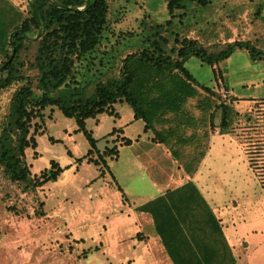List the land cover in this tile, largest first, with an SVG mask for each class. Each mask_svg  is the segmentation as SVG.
Instances as JSON below:
<instances>
[{"label": "trees", "instance_id": "16d2710c", "mask_svg": "<svg viewBox=\"0 0 264 264\" xmlns=\"http://www.w3.org/2000/svg\"><path fill=\"white\" fill-rule=\"evenodd\" d=\"M31 1L43 23V32L36 40L25 37H33L32 27L39 30L30 4L25 14L10 0H0V56L3 58L0 66L4 65L0 87L17 83L0 122V173L25 190L33 191L48 180H56L69 167L51 159L50 166L35 177L26 163L25 150L37 146L35 120L42 117L47 106H56L64 116L74 118L76 131L83 132L88 140L89 149L84 155L75 157V162L86 159L98 165L102 175L106 170L125 200V193L109 166V160L119 155L118 146L100 150L97 139L86 128L87 119L103 113L117 116L115 104L126 102L134 118L143 121L144 131H151L154 140L165 144L179 159L181 153L177 147L195 136L187 137L183 133L182 123L189 119L185 105L189 99L198 98L201 89L212 92L208 86L196 83L186 66L189 58L195 56L213 66L236 50H245L250 61L264 62V48L251 39L227 42L218 50L210 51L197 39L180 37V32L167 27L177 10L191 3L205 7L211 0H166L170 17L164 23L153 25L147 36L148 44L128 52L121 60L118 75L98 80L93 90L86 93L77 80L75 63L85 59L98 44L107 23V0H90L85 9L79 7H84L86 0ZM19 29L22 33L12 36L15 53L10 59V34ZM217 77L222 79L220 71L215 75L216 80ZM219 107L220 117L216 121L212 115V121L214 130L218 127L222 133L229 124L230 108L225 102ZM165 121L172 123L157 127ZM118 131L120 128L113 127L108 135ZM120 140L121 145L132 143L125 136ZM251 147L247 152L249 166L264 189V171L256 170L260 160H264V143L258 142ZM68 154L72 155L71 151L68 150ZM203 156L204 152L184 162L187 174L196 171ZM261 166L264 170V165ZM139 208L153 214L156 231L174 264H235L219 219L193 181L168 190Z\"/></svg>", "mask_w": 264, "mask_h": 264}, {"label": "rangeland", "instance_id": "374dc122", "mask_svg": "<svg viewBox=\"0 0 264 264\" xmlns=\"http://www.w3.org/2000/svg\"><path fill=\"white\" fill-rule=\"evenodd\" d=\"M10 1L27 14V0ZM107 2V23L98 44L85 59L75 63L77 80L85 87L86 93L93 90L98 80L118 75L122 58L128 52L139 50L148 44L147 36L153 25L157 22L164 23L170 17L166 10V0H107ZM175 13L173 22L167 27L180 32V37L197 39L210 51L218 50L224 43L238 39H251L254 44L264 48V0H211L205 7L191 3ZM38 32L39 30L33 27L30 30L33 37ZM2 59L0 56V64ZM186 66L196 83L208 86L212 92L201 89L200 93L203 96L191 98L186 103L184 110L189 115L187 116L189 119L184 117L187 120L184 124L182 123L183 133L187 137L192 134L195 136L189 138L188 143L177 147L181 153L179 159L176 158L173 162L171 154L172 159L160 163L163 168L159 170L158 180L163 181L167 186L186 180L189 174L184 169V162H188L190 157L199 153H208L212 148V140L221 137L224 141L233 140V145L223 148L232 149L233 153L234 151L238 153L239 159L246 164V169L240 168L242 177L237 179V183L235 179V183L242 184L249 191H264L255 171L249 166L247 153L251 146L258 142L264 143V80L260 79L264 78V62L250 61L245 50L235 52L230 60L221 66L222 79L217 77V80L215 75L218 70L213 69L215 66L212 68L211 65L195 56L189 58ZM224 82L235 87L237 95ZM16 87L17 83L0 87V122L9 108L11 95ZM222 102L229 106L230 115L226 130L220 133L214 130L212 115L218 121L219 104ZM115 108L121 116H127L128 112H132L126 102L116 103ZM114 116H107L100 126L95 125L93 118L86 120V128L97 139L100 150L114 145L120 148L121 131L108 135L111 128L116 125ZM35 121L37 122L35 133L37 146L25 150V160L30 167L31 175L39 177L50 166L51 159L59 162L61 166L72 163L70 168H76L74 173H78L80 168L81 170L83 168V173L80 172L81 176L72 174L70 179L75 177L77 181L74 180L72 187H65L61 194L71 193L69 196L71 199L69 197L68 199L79 202L82 197L78 190L83 189L91 194L86 195V197L91 196L90 204L97 201L113 204L114 198L105 192V190L115 191L116 189L108 172L105 170L102 175L100 167L87 162L86 159L81 163L75 162V157H80L87 152L89 142L83 132L76 131L77 125L74 118L64 116L56 106H47L42 112V117ZM161 123V125L157 124L158 128L170 125L172 121ZM136 125L129 127L130 134L133 133L134 127L142 132L139 127L142 128L143 121L138 120ZM147 132L146 143L148 145L151 142L156 143L153 133ZM149 147L152 150L151 146ZM142 148L141 143L135 148H124L119 152L118 159L109 160L114 179L122 188L127 187L142 196H135L139 201L142 200L139 198H145L151 193L150 180L147 175L143 173L141 175L136 164L132 163L130 154L136 153L137 150L141 153ZM68 150L72 155L68 154ZM85 163L87 168L83 167ZM261 165H264V160H260L259 167L256 168L259 172L264 171ZM84 180L86 185L81 184ZM228 181L234 183V179ZM54 182V180H48L30 191L23 189L17 182L10 181L0 173V264H48L55 253L62 255L64 264H71V258L78 253L79 262L82 260L84 249L82 250L81 246L77 247L70 239L66 228L59 223L60 220L57 223L58 217L47 215V211H44L45 208L47 209L44 203L46 193L52 192ZM99 186L105 189L100 194L97 189ZM118 197L124 202L122 196ZM65 201L68 202V200ZM42 203H44L43 206ZM112 207L111 212L110 210H103V212L93 210L95 219L100 218V223H105L100 227L102 230L108 227L109 220L115 219L117 215L120 216L124 212L117 204ZM97 245L89 247L87 252L101 249V243Z\"/></svg>", "mask_w": 264, "mask_h": 264}, {"label": "crops", "instance_id": "0c3cea01", "mask_svg": "<svg viewBox=\"0 0 264 264\" xmlns=\"http://www.w3.org/2000/svg\"><path fill=\"white\" fill-rule=\"evenodd\" d=\"M235 52H243V50H236ZM230 58L231 56L214 64V68L211 67L215 71H220L221 66ZM260 79L264 80V78ZM226 86L235 91L237 95L235 87L228 84ZM200 96L203 95L200 93ZM116 112L118 113L117 116L106 113L99 114L93 118L95 125L100 126L107 116L115 117L114 123L116 125L113 127L120 128L121 137L125 136L132 140L129 145H120L119 152L124 148H135L141 143L143 148L140 151L142 152L139 153L137 150L136 153L132 152L130 156L132 163L136 164L141 175L143 173L149 177L151 193L145 198H139L142 199L139 201L135 196H142L125 187L122 189L126 199L122 202L118 197L122 194L117 188L115 191H107L99 186L97 188L98 193L100 194L105 190L106 193L111 194L115 200L113 204L106 203V201L90 204L91 196L86 197L89 192H87L88 190L83 191V189L78 190L82 197H80V201L74 202L68 199L71 193L65 195L61 193L64 192L65 187L73 186L77 180L74 179L75 177L71 179L70 177L72 174L73 176H81L80 172L83 173V168L82 170L80 168L78 173H74L76 168L71 169L72 163H69L67 165L69 167L62 172L61 177L54 180L52 192L46 193L44 203L48 210L45 208L44 211H47V215L58 217L57 223L60 220L59 223L66 228L70 239L74 241L77 247L81 246L82 250L84 249L82 251L84 255L81 256L82 260L79 262L78 253L71 258V264H174L156 231L153 214L139 207L148 201L165 195L168 190L181 187L189 180L196 184L199 193L219 219L225 239L235 258V264H264V191L253 192L242 184H236L237 179L242 177L240 168L246 169V164H243L242 159H239L238 153L235 151L233 153L232 149L223 148L233 145V140L226 139L224 141L223 138L216 137L212 140V148L204 154L196 171L192 175H188L186 180L167 186L163 181H159L157 176L159 177V170L163 168L160 163L172 159L170 158L173 155L171 150L159 142H151L148 145L145 141L148 132L144 131V123L142 128L139 127L142 132H139L136 127H134L133 133L128 132L129 127L137 126L136 122L140 120L134 118L133 111L128 112L127 116H121L118 110ZM174 159L176 160L173 155V162H175ZM83 167L87 168V163ZM247 170H249L248 167ZM165 171L168 173L167 170ZM229 179H234V183H229ZM81 184L86 185L87 183L84 180ZM114 204H117L119 209L124 212L120 216L117 215L115 219L109 220L108 227L102 230L100 227L104 226L105 223H100V218L95 219L93 210L101 212L110 210L111 212ZM52 228L55 229L56 227ZM100 243L101 249L87 252L89 247L100 245ZM48 264H64V259L62 255L55 253Z\"/></svg>", "mask_w": 264, "mask_h": 264}, {"label": "water", "instance_id": "95a60500", "mask_svg": "<svg viewBox=\"0 0 264 264\" xmlns=\"http://www.w3.org/2000/svg\"><path fill=\"white\" fill-rule=\"evenodd\" d=\"M27 1H28V3L30 4L31 9H32L34 15L36 16V18H37V20H38V23H39V32H38V34H37L36 36H34V37H29V36H27V35H25V37H26L27 39H29V40H36V39H38V37H39V36L42 34V32H43V23H42V20L40 19L39 15H38V13H37V11H36V8L34 7L32 1H31V0H27ZM51 1H53V0H51ZM53 3H56V2L53 1ZM89 4H90V0H86V4H85V6H84V7H79V9H83V8L85 9V8H87V7L89 6ZM68 7H70V6H68ZM16 32H21V33H22V29H19V30L13 31V32L10 34V41H11V44H12V53H11V57H10V59L14 56V53H15V45H14V43H13L12 36H13V34L16 33ZM3 66H4V65L0 66V71H1V69L3 68Z\"/></svg>", "mask_w": 264, "mask_h": 264}, {"label": "built area", "instance_id": "2783aa9c", "mask_svg": "<svg viewBox=\"0 0 264 264\" xmlns=\"http://www.w3.org/2000/svg\"><path fill=\"white\" fill-rule=\"evenodd\" d=\"M215 131H216V132H219V129H218V127H216Z\"/></svg>", "mask_w": 264, "mask_h": 264}]
</instances>
